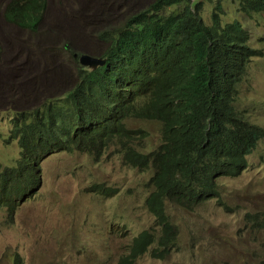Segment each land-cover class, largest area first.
<instances>
[{"label": "rangeland", "instance_id": "rangeland-1", "mask_svg": "<svg viewBox=\"0 0 264 264\" xmlns=\"http://www.w3.org/2000/svg\"><path fill=\"white\" fill-rule=\"evenodd\" d=\"M11 0H0V162L12 167L20 157L10 140L15 113L32 112L47 99L65 95L77 83L81 66L74 55H98L103 31L119 27L154 0H46L35 31L4 19ZM200 15L211 25L238 21L262 52L248 65L236 108L264 128V10L246 13L241 0H202ZM65 46H68L65 49ZM88 68V66H84ZM131 130L145 152L159 148L161 125L133 120ZM10 143V144H7ZM112 145L95 159L83 152H57L42 163L41 182L13 218L0 211V264H121L132 240L152 235L143 255L131 264H264V140L248 156L238 177L217 179L222 203L213 198L192 210L170 205L178 239L160 256V225L147 207L151 172L130 166ZM103 186L104 189H100ZM258 215L256 219L252 217Z\"/></svg>", "mask_w": 264, "mask_h": 264}, {"label": "trees", "instance_id": "trees-1", "mask_svg": "<svg viewBox=\"0 0 264 264\" xmlns=\"http://www.w3.org/2000/svg\"><path fill=\"white\" fill-rule=\"evenodd\" d=\"M46 5V0H11L4 19L35 31ZM203 5L202 0H154L124 24L102 32L107 45L93 56L105 60L103 66H78L70 92L32 112L15 113L10 140L21 153L16 166L0 162V211L13 218L37 191L48 156L83 152L99 159L112 145L122 147L130 166L151 172L154 189L147 207L160 225L162 259L178 239L168 206L192 210L213 198L222 203L217 179L241 175L264 140V128L236 108L248 65L262 52L251 46L240 22H221L220 5L212 24H206ZM239 8L261 12L264 0H241ZM133 120L160 123L159 148L145 152L136 140L144 131L128 126ZM151 233L144 230L133 238L121 264L143 255ZM15 264H22L19 256Z\"/></svg>", "mask_w": 264, "mask_h": 264}, {"label": "water", "instance_id": "water-1", "mask_svg": "<svg viewBox=\"0 0 264 264\" xmlns=\"http://www.w3.org/2000/svg\"><path fill=\"white\" fill-rule=\"evenodd\" d=\"M77 57V55H75ZM81 63V66H88L89 68H97L99 66H103L105 64V60L95 57L93 58L92 56L88 55H82L81 60H79Z\"/></svg>", "mask_w": 264, "mask_h": 264}, {"label": "bare ground", "instance_id": "bare-ground-1", "mask_svg": "<svg viewBox=\"0 0 264 264\" xmlns=\"http://www.w3.org/2000/svg\"><path fill=\"white\" fill-rule=\"evenodd\" d=\"M76 55H77V57L74 55L75 58H78V61L81 60V56H82V55H81V54H76ZM93 58H95V56H93ZM80 65H81V64H80ZM90 69H94V68H90Z\"/></svg>", "mask_w": 264, "mask_h": 264}, {"label": "clouds", "instance_id": "clouds-1", "mask_svg": "<svg viewBox=\"0 0 264 264\" xmlns=\"http://www.w3.org/2000/svg\"><path fill=\"white\" fill-rule=\"evenodd\" d=\"M175 226V225H174ZM176 227V226H175ZM178 232V231H177Z\"/></svg>", "mask_w": 264, "mask_h": 264}]
</instances>
